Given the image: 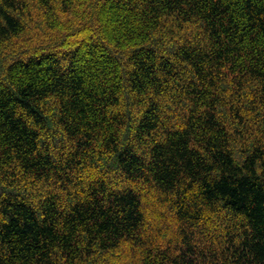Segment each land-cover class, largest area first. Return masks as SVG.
<instances>
[{
  "label": "trees",
  "instance_id": "obj_1",
  "mask_svg": "<svg viewBox=\"0 0 264 264\" xmlns=\"http://www.w3.org/2000/svg\"><path fill=\"white\" fill-rule=\"evenodd\" d=\"M0 264H264V0H0Z\"/></svg>",
  "mask_w": 264,
  "mask_h": 264
},
{
  "label": "rangeland",
  "instance_id": "obj_2",
  "mask_svg": "<svg viewBox=\"0 0 264 264\" xmlns=\"http://www.w3.org/2000/svg\"><path fill=\"white\" fill-rule=\"evenodd\" d=\"M6 63V62H5ZM151 199V196L149 197ZM121 263L124 262V259L120 261Z\"/></svg>",
  "mask_w": 264,
  "mask_h": 264
}]
</instances>
